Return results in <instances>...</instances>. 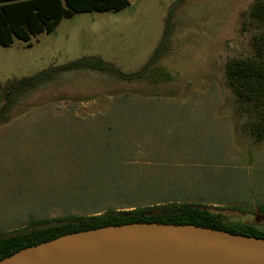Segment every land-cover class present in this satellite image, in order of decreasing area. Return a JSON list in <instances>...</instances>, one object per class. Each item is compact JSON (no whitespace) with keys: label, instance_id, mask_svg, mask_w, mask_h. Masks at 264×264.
I'll list each match as a JSON object with an SVG mask.
<instances>
[{"label":"rangeland","instance_id":"rangeland-1","mask_svg":"<svg viewBox=\"0 0 264 264\" xmlns=\"http://www.w3.org/2000/svg\"><path fill=\"white\" fill-rule=\"evenodd\" d=\"M128 1L120 11L78 13L51 33L0 46L1 87L85 56L123 73L140 70L176 0ZM256 1L177 3L161 74L130 84L70 72L17 96L0 116V232L175 199L264 231V140L244 131L254 115L225 77L229 61L252 52L258 29L247 13ZM173 176L184 181L167 184Z\"/></svg>","mask_w":264,"mask_h":264},{"label":"trees","instance_id":"trees-1","mask_svg":"<svg viewBox=\"0 0 264 264\" xmlns=\"http://www.w3.org/2000/svg\"><path fill=\"white\" fill-rule=\"evenodd\" d=\"M182 1L176 0L170 6L161 41L140 70L123 73L114 64L98 56H85L58 67H49L34 76L12 81L4 87L0 85L4 96L0 116L8 111L17 96L46 85L64 73L93 71L130 84L150 74H161L156 67L168 50L173 7ZM128 4V0H0V46L7 47L14 39L28 42L31 36L51 33L63 19L78 13L117 12ZM247 18L258 29L251 37L252 52L229 61L225 67V77L240 104L254 115V120L244 125V131L256 143H261L264 140V0L252 5ZM134 204L89 215H71L52 220L33 219L19 230L0 232V261L23 249L61 236L127 224L192 225L264 240L263 230L245 222L226 221L223 215L205 205L169 201Z\"/></svg>","mask_w":264,"mask_h":264},{"label":"water","instance_id":"water-1","mask_svg":"<svg viewBox=\"0 0 264 264\" xmlns=\"http://www.w3.org/2000/svg\"><path fill=\"white\" fill-rule=\"evenodd\" d=\"M0 264H264V240L192 225L127 224L61 236Z\"/></svg>","mask_w":264,"mask_h":264},{"label":"crops","instance_id":"crops-1","mask_svg":"<svg viewBox=\"0 0 264 264\" xmlns=\"http://www.w3.org/2000/svg\"><path fill=\"white\" fill-rule=\"evenodd\" d=\"M21 118H26L24 121H30V122H36V121H38V120H40L41 118H43V117H21ZM46 118H52V119H58V120H61V119H65L66 121H70V120H79L80 118H83V117H46ZM42 121V120H41ZM47 121H51V120H47ZM6 134H8V132L6 133ZM1 136L2 135H0V138H1ZM174 177V176H173ZM176 180H178L179 182L182 180V181H184L183 180V178H169V181L167 182V184H169V185H171V186H178V185H180L181 183H179V182H176ZM181 181V182H182ZM144 184H147V185H152V183H150V182H146V183H144ZM166 184V183H165ZM178 200L179 199H175V202H178ZM168 201V200H167ZM200 201H202V200H200ZM204 201H207V200H204ZM208 202H212V201H208ZM214 203H216V202H214ZM221 203H219V205H220Z\"/></svg>","mask_w":264,"mask_h":264}]
</instances>
